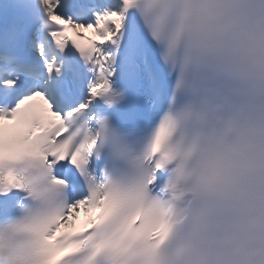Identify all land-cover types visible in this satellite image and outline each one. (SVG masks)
I'll return each instance as SVG.
<instances>
[{
  "label": "snow or ice",
  "instance_id": "obj_1",
  "mask_svg": "<svg viewBox=\"0 0 264 264\" xmlns=\"http://www.w3.org/2000/svg\"><path fill=\"white\" fill-rule=\"evenodd\" d=\"M0 264H264V0H0Z\"/></svg>",
  "mask_w": 264,
  "mask_h": 264
}]
</instances>
